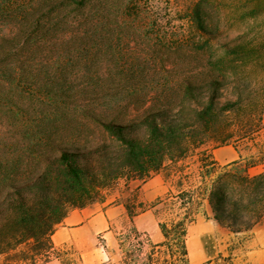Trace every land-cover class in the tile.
I'll list each match as a JSON object with an SVG mask.
<instances>
[{
    "label": "trees",
    "instance_id": "16d2710c",
    "mask_svg": "<svg viewBox=\"0 0 264 264\" xmlns=\"http://www.w3.org/2000/svg\"><path fill=\"white\" fill-rule=\"evenodd\" d=\"M28 1L27 9L12 11L16 31L0 34V120L17 138L0 145V264H77L70 253L55 247L57 226L70 211L103 202L104 193L121 180L129 185L162 174L175 192L170 190L151 207L179 204L188 210L192 179L197 178L212 219L232 233L250 231L264 218V169L250 174L264 164V143H257L258 151L248 157L238 151L263 128L264 103L247 93L236 62L260 50L239 36L218 54L211 51L200 82L172 87L169 96L151 102L134 119H106L113 112L112 101H105L108 108L97 113L92 99L72 100L73 91L65 83L40 80L45 62L61 61L48 58L57 46L53 35L68 25L91 26L106 3ZM193 20L207 32L203 9H195ZM98 89L86 83L78 92ZM13 97L27 102L30 112L17 110ZM126 102L136 111L148 104L140 98ZM225 145L234 146L239 160L222 166L213 151ZM123 204L131 221L147 209L136 195ZM189 222L187 213L160 221L163 241L149 245L141 264H189ZM118 246L121 264H135L144 248L135 227ZM220 260L231 264L230 257L220 255L215 262Z\"/></svg>",
    "mask_w": 264,
    "mask_h": 264
},
{
    "label": "rangeland",
    "instance_id": "374dc122",
    "mask_svg": "<svg viewBox=\"0 0 264 264\" xmlns=\"http://www.w3.org/2000/svg\"><path fill=\"white\" fill-rule=\"evenodd\" d=\"M103 2L107 5L105 12L92 19L91 26L80 29L68 25L53 35L57 46L48 58L60 57L61 61L59 59L56 64L45 62L40 74L42 82L65 83L73 91L70 92L72 100L92 99V109L97 113L108 108L105 101H112L113 112L106 119L131 120L142 114L151 102L169 96L172 87L186 81L198 83L203 80V67L211 51L218 54L224 44H231L242 36L260 52L255 57L236 62L238 77L247 83V93L259 97L260 103H264V0ZM28 5V0H0V34L16 31L17 21L10 18L14 15L12 11L25 10ZM198 7L207 15L205 33L193 20ZM86 83L95 84L99 89L78 92ZM134 98L146 100L148 104L138 111L125 105ZM13 99L21 113L26 114L32 109L27 102L16 97ZM14 139L17 138L12 135L10 127L0 120V145L12 143ZM257 143L258 146L264 143V126L254 142L249 141L246 147L240 144L238 151L243 157L253 155L258 151ZM228 149L235 148L225 145L215 149V158H220ZM263 169L264 164L259 165L250 169V174ZM151 183L163 186L161 181ZM139 184L131 182L126 185L121 180L104 193L103 202H95L84 211L72 212V219L61 223L55 230V247L70 253L77 264H121L123 255L118 246L119 239L135 227L144 244L142 255L135 258V264H141L149 245L163 241L158 223L169 222L177 216L181 218L187 213L190 221L186 236L189 264L208 261L226 264L221 260L215 262L220 255L230 257L231 264H264V218L250 231L232 233L212 219L210 208L199 196L197 188L201 183L197 178L192 179L193 201L188 210L181 209L179 204L172 208L164 204L152 208L157 198L146 200L144 193L137 190ZM135 195L144 201L147 213L131 221L121 203ZM158 198L166 199L167 193ZM101 213L107 218L108 227L99 222L95 225L89 223ZM47 264L60 263L52 260Z\"/></svg>",
    "mask_w": 264,
    "mask_h": 264
},
{
    "label": "crops",
    "instance_id": "0c3cea01",
    "mask_svg": "<svg viewBox=\"0 0 264 264\" xmlns=\"http://www.w3.org/2000/svg\"><path fill=\"white\" fill-rule=\"evenodd\" d=\"M217 150L213 151V156L214 159L219 163H231L234 161L239 160V153L235 150H227V151H223L221 153V157L220 158H215V152ZM155 181V182H159L161 181L163 183V186H154L153 183H151V181ZM137 190L138 191H142L144 193V197L146 198V200H151V199H158V197L168 193L170 190L174 191V187H172L170 182H166L164 180V177H162L161 174H156L154 176H152V178H150V180L146 181V182H140L139 185H137ZM142 201V200H141ZM144 202V201H142ZM206 202V201H204ZM121 206H123L124 208V204L121 203ZM86 208L84 209H80L79 211H84ZM125 209V208H124ZM78 209L72 210L70 211V213L68 214V216L64 219L63 222H67L69 219H72V217L70 216L72 212H76ZM147 212H143L141 214H139L136 217H140L141 215L146 214ZM62 222V223H63ZM97 222H99L102 226L104 227H108V222H107V218L105 217L104 213L101 214H96L90 221V224L95 225ZM103 228V227H102Z\"/></svg>",
    "mask_w": 264,
    "mask_h": 264
}]
</instances>
